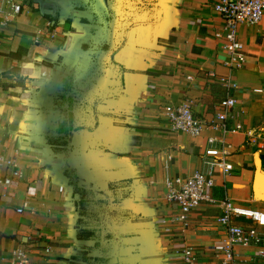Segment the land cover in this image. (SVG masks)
Returning a JSON list of instances; mask_svg holds the SVG:
<instances>
[{"label":"crops","instance_id":"obj_1","mask_svg":"<svg viewBox=\"0 0 264 264\" xmlns=\"http://www.w3.org/2000/svg\"><path fill=\"white\" fill-rule=\"evenodd\" d=\"M15 1L22 12L0 25V150L16 154L23 176L0 182V264L19 245L29 250L28 264L93 261L103 202L77 177L120 200L107 233L118 230L128 264H186L185 245L199 264H219L220 208L203 205L184 227L170 219L175 205L165 194L167 179L203 168L208 138L223 134L171 131L163 108L192 100L194 113L210 121L222 98L237 99L230 125L242 128L224 134L234 168L216 169L212 193L264 210L256 178L257 154L264 172V16L239 27L247 62L231 68L215 0ZM242 258L264 264V244L243 247Z\"/></svg>","mask_w":264,"mask_h":264},{"label":"built area","instance_id":"obj_2","mask_svg":"<svg viewBox=\"0 0 264 264\" xmlns=\"http://www.w3.org/2000/svg\"><path fill=\"white\" fill-rule=\"evenodd\" d=\"M214 8L225 22V46L229 53L226 63L231 68H241L246 64L247 56L239 37V27L242 24H257L262 20L264 0H215ZM0 11V25L6 26L22 12V5L15 0H3L0 2ZM39 40V36L35 38L36 42ZM220 80L228 87L235 85L230 77L223 76ZM236 105L237 99L233 95L222 98L217 105L214 119L210 121L194 113L192 100L168 103L163 108V115L171 131L199 136L206 128H211L223 134L221 138H208L210 145L202 156L203 168L187 176L177 175L167 179L165 194L167 201L175 205V213L170 219L178 221L184 227L188 226L192 214L203 205L220 208L217 221L224 226L226 239L224 244L215 247V253L220 257L219 264H251L242 258V248L252 244H264V210L243 209L236 206L233 199L226 197L220 200L212 193L216 185V169L226 174L234 168L229 160L232 144L225 140L224 134L237 132L242 128L239 123L230 125V121L236 116ZM258 146L264 149V136ZM22 176L23 171L16 154L7 155L0 150V182L11 186L14 178ZM23 210V207L18 209L19 212ZM242 217L252 223L240 224L238 220ZM180 251L186 264H199L195 249L191 245L183 246ZM28 256V248L19 245L12 250L9 264H28Z\"/></svg>","mask_w":264,"mask_h":264},{"label":"flooded vegetation","instance_id":"obj_3","mask_svg":"<svg viewBox=\"0 0 264 264\" xmlns=\"http://www.w3.org/2000/svg\"><path fill=\"white\" fill-rule=\"evenodd\" d=\"M119 193L124 198L125 194L123 193H126V191L121 190ZM97 196L99 197L100 201L103 202V204H102L101 213L99 216V222L92 226L96 232V235L94 237L95 250L92 251L94 255V259L89 264H128L127 261L120 262V263L118 261L117 262L114 261V258H120L121 244L117 242L115 232L110 233V234L107 233L109 230V221L111 220V217L113 216V214L111 215L109 214V212H110V209L113 207H109L110 201H109L108 196H107L108 198H102L98 194ZM114 198H115L114 202L117 205L115 206L116 208H115V213H114V217L116 219L118 215V210L119 208H121V206H120V200L116 199V197ZM116 224L118 223L116 222ZM104 230L106 231V234H103Z\"/></svg>","mask_w":264,"mask_h":264},{"label":"water","instance_id":"obj_4","mask_svg":"<svg viewBox=\"0 0 264 264\" xmlns=\"http://www.w3.org/2000/svg\"><path fill=\"white\" fill-rule=\"evenodd\" d=\"M161 12L162 10L159 9V12H158V19H161ZM107 96H105L104 98H106ZM71 154V146L68 147V156ZM67 156V157H68ZM257 161H256V166H257V170H256V178H257V181L259 182V185H262L264 184V172L262 171V163H261V157L259 156V154H257ZM67 161H65L66 163ZM78 184L81 186V187H84L86 189H90L92 191H94L95 193H97L100 197L102 198H108L109 197V201H110V205L109 207H115L116 204H115V198L113 196V191L110 190V189H97L93 184L89 183V182H86L85 179L83 178H79L77 177L76 178ZM108 196V197H107ZM108 207V208H109ZM112 232H115L116 233V238H117V242L121 244L120 248L123 252V249H124V244H123V238L121 237V235L118 233V230L115 228V226H113L111 228ZM103 234H106V231L104 230L103 231ZM121 253V252H120ZM125 258V259H124ZM124 258H114V261H118L119 263L120 262H125V261H129V258L127 257H124Z\"/></svg>","mask_w":264,"mask_h":264},{"label":"trees","instance_id":"obj_5","mask_svg":"<svg viewBox=\"0 0 264 264\" xmlns=\"http://www.w3.org/2000/svg\"><path fill=\"white\" fill-rule=\"evenodd\" d=\"M66 116L68 115V112H65Z\"/></svg>","mask_w":264,"mask_h":264},{"label":"rangeland","instance_id":"obj_6","mask_svg":"<svg viewBox=\"0 0 264 264\" xmlns=\"http://www.w3.org/2000/svg\"><path fill=\"white\" fill-rule=\"evenodd\" d=\"M252 205V204H251Z\"/></svg>","mask_w":264,"mask_h":264}]
</instances>
